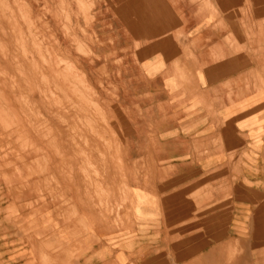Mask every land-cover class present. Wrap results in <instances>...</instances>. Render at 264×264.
I'll use <instances>...</instances> for the list:
<instances>
[{
  "label": "crops",
  "instance_id": "crops-1",
  "mask_svg": "<svg viewBox=\"0 0 264 264\" xmlns=\"http://www.w3.org/2000/svg\"><path fill=\"white\" fill-rule=\"evenodd\" d=\"M0 264H264V0H0Z\"/></svg>",
  "mask_w": 264,
  "mask_h": 264
},
{
  "label": "rangeland",
  "instance_id": "rangeland-1",
  "mask_svg": "<svg viewBox=\"0 0 264 264\" xmlns=\"http://www.w3.org/2000/svg\"><path fill=\"white\" fill-rule=\"evenodd\" d=\"M18 4V2H17ZM17 8L19 9V13L22 15V19L26 21L27 17L25 16L26 15V11L23 10V8L21 6H18L17 5ZM17 44L22 48L23 47V43H22V40H19L17 42ZM33 44L35 47H38L40 45L39 42H37V40L34 39L33 41ZM25 57L27 56L26 54L24 55ZM36 57L39 58V60L44 63L45 65H47V57H51V54L50 53H46V54H43V53H38L36 55H34ZM63 63V61H61ZM36 67V65H35ZM74 89L76 90V93H77V97L78 99L80 100V103L79 105L80 106H77V111H81L82 110V106L83 105V94H84V85L82 83V80L80 77L76 76V81H75V84H74Z\"/></svg>",
  "mask_w": 264,
  "mask_h": 264
},
{
  "label": "bare ground",
  "instance_id": "bare-ground-1",
  "mask_svg": "<svg viewBox=\"0 0 264 264\" xmlns=\"http://www.w3.org/2000/svg\"><path fill=\"white\" fill-rule=\"evenodd\" d=\"M52 199V198H51ZM69 218V217H68ZM83 220V219H82ZM84 222V221H83ZM31 242V241H30ZM38 242V241H37ZM39 243V242H38ZM35 250V249H34Z\"/></svg>",
  "mask_w": 264,
  "mask_h": 264
}]
</instances>
